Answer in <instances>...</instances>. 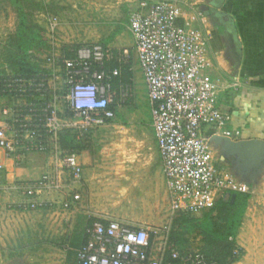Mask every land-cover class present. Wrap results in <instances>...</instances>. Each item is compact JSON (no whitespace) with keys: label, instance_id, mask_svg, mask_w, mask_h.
Segmentation results:
<instances>
[{"label":"built area","instance_id":"obj_1","mask_svg":"<svg viewBox=\"0 0 264 264\" xmlns=\"http://www.w3.org/2000/svg\"><path fill=\"white\" fill-rule=\"evenodd\" d=\"M203 19L202 11L183 0H141L127 18L169 207L187 216L209 210L225 192L256 193L254 181L238 179L214 154L217 141L238 140L241 132L232 126L230 108L219 103L223 86L206 73L210 61ZM44 24V53L29 52L41 70L12 74L3 65L0 73L5 96L0 97V151L14 166L33 153L48 158L36 179L12 178L0 185L21 195L15 204L24 211L52 204L68 209L84 198L78 188L80 152L63 147L61 134L82 137L113 119V82L121 74L118 67L107 68L113 59L109 47L82 44L66 55L58 40L59 17L48 14ZM117 60H124V52ZM239 86V81L232 84ZM88 217L75 249L78 264H218L200 250L181 253L171 246L168 227ZM239 252L234 248L232 257Z\"/></svg>","mask_w":264,"mask_h":264},{"label":"rangeland","instance_id":"obj_2","mask_svg":"<svg viewBox=\"0 0 264 264\" xmlns=\"http://www.w3.org/2000/svg\"><path fill=\"white\" fill-rule=\"evenodd\" d=\"M140 1L81 0L77 5L86 15L81 24L83 27L90 25L86 41L108 44L113 54L108 63L118 67L122 74L114 86L116 115L104 126L82 137L69 131L64 133L74 150H85L88 156V164L84 166L85 181L81 176L78 184L84 191L79 203L68 209L52 204L24 211L12 205L15 202H7L10 198L5 194L10 193L0 189V264H78L75 249L83 239L88 215L168 227L171 246L181 253L200 250L201 237L197 228L192 227L190 232H186L185 227L177 228L172 235V221L182 214L173 213L169 207L145 84L127 27L128 14ZM206 1L198 0L192 5L201 8ZM4 5L8 6L0 3V70L3 68V44L14 31L12 17L2 9ZM8 23L11 24L8 26ZM118 29L121 32L114 34ZM79 32L83 33V28ZM111 35V41H107ZM123 50L124 60L119 62L117 57L123 55ZM3 100L0 98V106ZM222 140L214 144L215 157L218 161L223 158L238 179L254 181L256 188L238 229L236 240L240 252L233 264H264V146L250 149L248 145L232 143L242 139ZM33 154L31 164L47 162L45 155ZM0 176V185L8 184L2 173ZM202 214L187 217L194 220L191 224L195 225Z\"/></svg>","mask_w":264,"mask_h":264},{"label":"crops","instance_id":"obj_3","mask_svg":"<svg viewBox=\"0 0 264 264\" xmlns=\"http://www.w3.org/2000/svg\"><path fill=\"white\" fill-rule=\"evenodd\" d=\"M34 1L40 6L31 11L32 19L42 25L43 28L46 15L55 14L59 17L61 24L58 40L60 45H62L64 54L69 55V50L79 46L77 45L79 42H82V44L100 43L99 41H86L90 36L87 34V29L90 25L83 27L81 24V19L86 16L83 11L77 8L81 0ZM197 1L192 3L195 4ZM138 4L134 5L132 9L137 8ZM196 7L204 15L202 26L208 37L210 64L206 73L211 79L219 81L223 86L219 103L224 107L230 108L232 126L238 128L241 132L239 140L255 138L264 140V0H207L206 4L202 5L201 8L199 6ZM2 9L5 10L4 13L8 12V16L12 17L14 30L16 13L10 5H4ZM10 24L8 23V26ZM81 28L84 30L83 33L79 32ZM120 32L121 29H118L114 34ZM111 38L112 35L108 37L107 41H111ZM100 44L110 47L105 43ZM234 81L240 82V86L237 89L232 88ZM205 132L209 135L211 134L212 137L214 135L210 127H207ZM227 142H231V140ZM86 154L85 150L80 152L83 164L82 179L84 181V166L88 164V156ZM34 155H29L23 165L14 166L12 161L5 158L0 151V163L6 169L3 172L8 182L12 178L32 180L40 176L39 172L42 173L46 168L48 158L45 156L47 158L46 163L41 161L40 164H38L39 162L31 164L30 161H32ZM220 161L226 163L223 158ZM4 191L5 193H10L5 194L7 198H10V201H7L10 204H12L11 202H21L23 199L17 192ZM81 192L84 195V191L81 190ZM253 198L254 195L248 199V209L249 203ZM73 204L77 203L74 202ZM12 205L17 206V204ZM236 243L238 247L237 240Z\"/></svg>","mask_w":264,"mask_h":264},{"label":"trees","instance_id":"obj_4","mask_svg":"<svg viewBox=\"0 0 264 264\" xmlns=\"http://www.w3.org/2000/svg\"><path fill=\"white\" fill-rule=\"evenodd\" d=\"M0 3L10 5L16 13L15 29L3 44V65L7 66L12 74L30 75L39 72L41 68L30 59L29 52L41 55L47 47L43 26L31 16V11L40 5L34 0H0ZM107 68L114 66L111 67L107 63ZM0 73H4V70L1 69ZM121 76L122 74L114 80V86L121 80ZM3 96L0 93V97ZM65 132L68 131L62 132L61 144L73 149L64 138ZM249 197L250 194L246 192H225L212 208L203 211L195 225L191 224L194 220L181 213V216L172 221V235L177 232V228L185 227L186 232H190L192 227L197 228L201 237L200 251L206 258L218 264H231L237 260L232 257V251L238 248L235 238L246 213Z\"/></svg>","mask_w":264,"mask_h":264},{"label":"water","instance_id":"obj_5","mask_svg":"<svg viewBox=\"0 0 264 264\" xmlns=\"http://www.w3.org/2000/svg\"><path fill=\"white\" fill-rule=\"evenodd\" d=\"M226 141H228L227 139H224ZM254 140H259L261 143H251V142H254ZM233 144L235 145H248V148L252 149L254 147H263L264 146V140H261V139H247V140H240V141H237V142H232Z\"/></svg>","mask_w":264,"mask_h":264},{"label":"bare ground","instance_id":"obj_6","mask_svg":"<svg viewBox=\"0 0 264 264\" xmlns=\"http://www.w3.org/2000/svg\"><path fill=\"white\" fill-rule=\"evenodd\" d=\"M251 143H261L259 140H254V142H251Z\"/></svg>","mask_w":264,"mask_h":264}]
</instances>
